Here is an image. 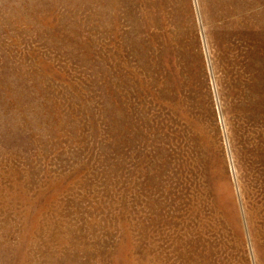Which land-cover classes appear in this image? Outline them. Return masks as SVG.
<instances>
[{"label": "rangeland", "instance_id": "obj_1", "mask_svg": "<svg viewBox=\"0 0 264 264\" xmlns=\"http://www.w3.org/2000/svg\"><path fill=\"white\" fill-rule=\"evenodd\" d=\"M0 264H264V0H0Z\"/></svg>", "mask_w": 264, "mask_h": 264}]
</instances>
